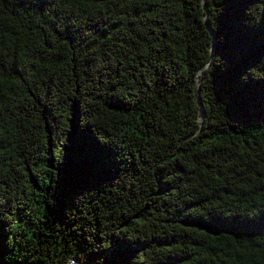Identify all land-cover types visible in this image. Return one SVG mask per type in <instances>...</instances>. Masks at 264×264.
Wrapping results in <instances>:
<instances>
[{
  "label": "trees",
  "instance_id": "1",
  "mask_svg": "<svg viewBox=\"0 0 264 264\" xmlns=\"http://www.w3.org/2000/svg\"><path fill=\"white\" fill-rule=\"evenodd\" d=\"M4 264H264V0H0Z\"/></svg>",
  "mask_w": 264,
  "mask_h": 264
},
{
  "label": "water",
  "instance_id": "2",
  "mask_svg": "<svg viewBox=\"0 0 264 264\" xmlns=\"http://www.w3.org/2000/svg\"><path fill=\"white\" fill-rule=\"evenodd\" d=\"M0 264H4V263L1 261V259H0ZM22 264H45V263H36V262H30V261H28V262H24V263H22Z\"/></svg>",
  "mask_w": 264,
  "mask_h": 264
},
{
  "label": "built area",
  "instance_id": "3",
  "mask_svg": "<svg viewBox=\"0 0 264 264\" xmlns=\"http://www.w3.org/2000/svg\"><path fill=\"white\" fill-rule=\"evenodd\" d=\"M68 264H74V261L72 260V261H70Z\"/></svg>",
  "mask_w": 264,
  "mask_h": 264
},
{
  "label": "clouds",
  "instance_id": "4",
  "mask_svg": "<svg viewBox=\"0 0 264 264\" xmlns=\"http://www.w3.org/2000/svg\"><path fill=\"white\" fill-rule=\"evenodd\" d=\"M74 264H77V263L74 262Z\"/></svg>",
  "mask_w": 264,
  "mask_h": 264
}]
</instances>
